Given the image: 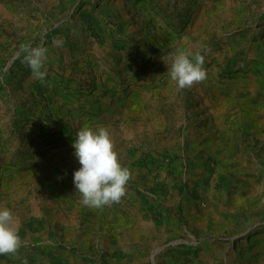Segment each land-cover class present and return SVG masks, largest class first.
<instances>
[{
  "label": "rangeland",
  "instance_id": "obj_1",
  "mask_svg": "<svg viewBox=\"0 0 264 264\" xmlns=\"http://www.w3.org/2000/svg\"><path fill=\"white\" fill-rule=\"evenodd\" d=\"M23 42L48 49L44 82ZM197 42L206 79L180 89L170 54ZM254 71L264 89V0H0V205L21 237L0 264H264V126L240 125L230 162L196 156L207 114L217 129V112L247 117L231 93ZM139 95L134 116L120 111ZM85 123L108 128L130 179L80 218L72 141Z\"/></svg>",
  "mask_w": 264,
  "mask_h": 264
},
{
  "label": "clouds",
  "instance_id": "obj_2",
  "mask_svg": "<svg viewBox=\"0 0 264 264\" xmlns=\"http://www.w3.org/2000/svg\"><path fill=\"white\" fill-rule=\"evenodd\" d=\"M20 48L32 76L44 82L48 75L45 67L48 49L43 44L33 46L30 42L21 43ZM207 51L206 44L197 42L192 48H180L170 54L167 74L178 88L206 79L204 53ZM72 146L80 165L73 171V183L82 204L99 208L119 202L126 192L130 169L119 161L108 128L103 124L93 127L85 123L78 129ZM20 245L16 218L10 208L0 205V254L15 253Z\"/></svg>",
  "mask_w": 264,
  "mask_h": 264
},
{
  "label": "crops",
  "instance_id": "obj_3",
  "mask_svg": "<svg viewBox=\"0 0 264 264\" xmlns=\"http://www.w3.org/2000/svg\"><path fill=\"white\" fill-rule=\"evenodd\" d=\"M252 74H253L254 79L252 78L250 80L248 79L241 80L239 84L233 86L232 93L229 92L231 93L232 96H236V95L243 96V98H238L237 100L239 101V103H242V104L245 103L248 106V108H250L248 109L249 113L247 114L245 113L247 117L242 118L241 113H238V115L236 116V119L234 120L235 122L232 123L229 120H226V119L224 120L223 114L217 112L216 120H215L216 124H219V123L222 124L217 129L216 125L214 127L211 122L212 117L207 114L205 118L206 117L209 118L208 119L209 122L207 124L208 128L199 137L200 148L199 150L196 151L197 158L205 157V160H206L207 152L209 153L211 151L212 153H216L218 157L219 156L226 157V159L228 160L227 162H230L231 159L238 152L239 145L243 139L242 136L244 135V128L239 129L240 125L247 126L246 124L247 122H249L250 123L249 126L253 127L252 125H254L256 130H257V127L261 128V125L264 126V121L262 119V117H264V104L261 105L262 99L264 97V89L262 88L261 85H258L257 83H253L252 85L249 84L251 83L252 80H257V79H259L257 81L260 82L261 75L259 72H256V71H254ZM245 81H248V87L246 86L241 87L240 85L244 84ZM155 91L157 90H154V92ZM152 93L153 92H150L149 95L152 96ZM141 97L142 96L139 95L138 97H131L127 101H124L125 106L121 107L120 111H123V110L128 111L130 112V115L134 116L135 113H131V112L137 111L140 109L139 103L140 104L143 103L142 101H139ZM233 102L234 100H228L222 103H224L225 106H227L228 108H232L234 105L238 104L236 102H234L235 104H233ZM208 110L211 111V108H209ZM250 130L254 131L253 129H250ZM245 172L246 170H244V172H242L241 174V171H240L238 173L239 174L238 177L243 176ZM239 187L240 185L239 186L236 185L234 187V190L232 191L238 192V190H240ZM138 190H140V192ZM142 192L144 193L142 189L136 188L132 194L135 195L134 204L144 208V206L146 205V201L148 202V200L147 198H144V196L142 195ZM49 193L51 194L56 193V191L50 188ZM57 194L59 193L57 192ZM138 194L140 195L137 197ZM61 196L63 197V195ZM70 207L73 209L72 212H77L78 210H80V218L84 216V212H85L84 204H81L79 206L76 203H72L70 204ZM171 222H172V219H171ZM90 225H93V223Z\"/></svg>",
  "mask_w": 264,
  "mask_h": 264
}]
</instances>
